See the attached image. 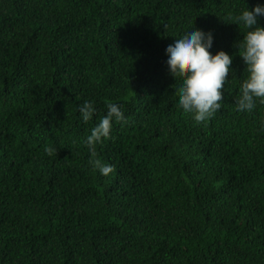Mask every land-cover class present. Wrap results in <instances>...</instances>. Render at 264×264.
I'll list each match as a JSON object with an SVG mask.
<instances>
[{
  "label": "trees",
  "instance_id": "1",
  "mask_svg": "<svg viewBox=\"0 0 264 264\" xmlns=\"http://www.w3.org/2000/svg\"><path fill=\"white\" fill-rule=\"evenodd\" d=\"M257 2L0 0V264H264V103L236 110L244 29L229 19ZM191 22L233 56L200 123L165 54ZM109 102L125 119L92 157Z\"/></svg>",
  "mask_w": 264,
  "mask_h": 264
},
{
  "label": "clouds",
  "instance_id": "2",
  "mask_svg": "<svg viewBox=\"0 0 264 264\" xmlns=\"http://www.w3.org/2000/svg\"><path fill=\"white\" fill-rule=\"evenodd\" d=\"M264 2H257L251 8H242L237 15L230 17L231 23L242 26V39L235 42L245 65V77L239 84L238 95L234 99L237 111L251 112L257 101L264 103ZM165 49L166 64L172 77H179L178 107L192 115L196 123L205 122L221 109L226 78L232 71L233 56L224 50L211 51L214 34L211 30L195 28L191 22L181 34ZM82 121L92 120L96 108L88 100L77 106ZM122 106L107 103L106 113L91 128L84 144L90 156H96V146L109 138L113 122L124 120ZM55 146H48V155L56 153ZM90 163L103 176L114 171V166L92 159Z\"/></svg>",
  "mask_w": 264,
  "mask_h": 264
}]
</instances>
